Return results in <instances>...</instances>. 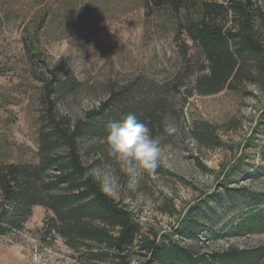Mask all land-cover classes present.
<instances>
[{
  "label": "rangeland",
  "instance_id": "1",
  "mask_svg": "<svg viewBox=\"0 0 264 264\" xmlns=\"http://www.w3.org/2000/svg\"><path fill=\"white\" fill-rule=\"evenodd\" d=\"M62 5L76 9L70 19L74 21L71 32L55 30L48 35H62V39L53 36L42 41L47 60L54 67L60 64V82L68 85L74 80L77 84L74 91L64 89L68 92L63 98L58 95L60 114L76 119L98 105L110 88L130 85L137 78L143 79V84L154 80L161 88L164 80L181 74L183 88L171 93L161 90L159 94L163 105L155 135L164 134L168 122L175 123L179 131L162 140L164 152L158 167L143 176L135 191L127 189L126 178L121 175L118 191L110 195L131 211L143 237L174 231L184 210L216 190L222 172L238 157L243 158L245 166L239 171L244 172L231 173L230 177L238 179L231 186L264 192V174L250 177L253 168L262 164L261 159L254 148L246 146L264 106V92L244 83L234 91L225 88L200 95L193 81L206 68V61L185 33L175 30L174 22L154 17L140 0H0V14L17 7L28 13L23 20L7 21L5 14L0 18V153L4 162L36 161V116L41 98L37 79L44 72L41 64L28 62L22 30L42 10L51 7L56 12ZM261 9L264 22V0ZM88 147L94 149L93 143ZM83 158L92 173L115 167L111 158L96 153ZM49 217L42 206H34L21 230L12 228L0 235V264H113L111 258L99 263L79 257V251L56 233L47 232ZM228 219L236 221L233 215ZM230 225L228 222L226 227ZM201 239L202 253L227 245L264 246V233L225 234L219 240L202 234ZM142 254L133 247L126 262L136 264L144 259Z\"/></svg>",
  "mask_w": 264,
  "mask_h": 264
},
{
  "label": "trees",
  "instance_id": "2",
  "mask_svg": "<svg viewBox=\"0 0 264 264\" xmlns=\"http://www.w3.org/2000/svg\"><path fill=\"white\" fill-rule=\"evenodd\" d=\"M140 1L154 17L174 22L175 30L185 33L206 61V68L193 81V88L200 95L215 94L225 88L234 91L244 83L256 85L264 92L262 0ZM62 6L56 12L51 7L42 10L22 30V48L28 62L32 66L41 64L44 72L37 79L41 98L36 116V161L4 162L0 153V235L12 228L21 230L32 208L42 206L50 216L47 232L56 233L88 261L107 263L111 258L113 264H129L128 251L138 247L144 259L136 264H264V246L227 245L204 253L199 250L202 234L219 240L225 234L264 233V192L231 186L238 182L236 177H230L231 173L245 166L242 157L225 168L211 195L184 210L174 231L159 236L153 233L143 237L131 211L102 192L88 175L91 170L84 156L96 153L109 158L104 138L110 121L134 114L156 136L159 107L163 105L160 91H179L183 83L179 73L164 80L161 88L154 80L143 84V79L137 78L130 85L110 88L98 105L76 119L60 114L58 95L63 98L77 84L74 80L68 85L60 82V64L54 67L47 60L42 41L53 36L62 39V35H48L55 30L60 34L71 32L74 21L70 19L76 9ZM24 10L27 9H7L0 18L5 14L7 21L23 20L28 14ZM259 113L252 138L246 141V146L254 148L262 162L251 171L252 178L264 174V106ZM200 137L206 139L205 135ZM89 143L96 151L88 147ZM231 215L236 221L228 219ZM223 221L230 222L231 227L227 228L228 222ZM183 240L191 243H182Z\"/></svg>",
  "mask_w": 264,
  "mask_h": 264
},
{
  "label": "clouds",
  "instance_id": "3",
  "mask_svg": "<svg viewBox=\"0 0 264 264\" xmlns=\"http://www.w3.org/2000/svg\"><path fill=\"white\" fill-rule=\"evenodd\" d=\"M104 138L105 151L115 167L88 173L98 184L100 190L108 195L115 194L126 178L128 190L135 191L146 173L155 171L163 155L162 140L167 135L179 131L175 123L164 126V134L153 136L150 128L140 122L134 114H128L120 121H110L106 125Z\"/></svg>",
  "mask_w": 264,
  "mask_h": 264
},
{
  "label": "bare ground",
  "instance_id": "4",
  "mask_svg": "<svg viewBox=\"0 0 264 264\" xmlns=\"http://www.w3.org/2000/svg\"><path fill=\"white\" fill-rule=\"evenodd\" d=\"M209 1V0H208ZM214 1V0H213ZM223 1H225V0H223ZM258 1V0H257ZM216 2V1H215ZM220 2H221V0H220ZM258 3V2H257ZM186 12V11H185ZM264 15V14H263ZM260 17H262L261 15H260ZM184 18H185V16H184ZM181 19H182V15H181ZM263 20V19H262ZM231 24H233V23H231ZM228 25V24H227ZM230 25V24H229ZM259 115H260V113H259ZM258 125V124H257ZM258 127V126H257ZM258 131H259V129H258ZM212 194V193H211ZM211 194H209V195H211Z\"/></svg>",
  "mask_w": 264,
  "mask_h": 264
}]
</instances>
